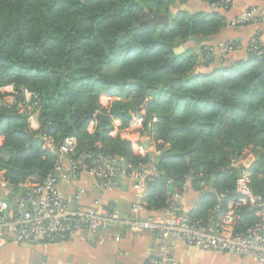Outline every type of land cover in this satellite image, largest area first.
<instances>
[{
	"label": "trees",
	"instance_id": "trees-1",
	"mask_svg": "<svg viewBox=\"0 0 264 264\" xmlns=\"http://www.w3.org/2000/svg\"><path fill=\"white\" fill-rule=\"evenodd\" d=\"M187 1L0 0V89L13 88L12 103H0V172L13 197L24 192L19 184L41 183L53 170L47 139L57 149L74 138L72 158L110 157L129 173L147 168L153 154L135 155L121 137L141 112L140 134L158 153L144 209H166L187 184L198 195L188 215L206 220L218 194L234 197L249 156V186L264 194V46L229 63L210 55L203 44L225 19L181 6L170 14ZM153 14L168 15L169 25L148 24ZM192 40L198 53L184 48ZM23 90L37 101V129L20 112Z\"/></svg>",
	"mask_w": 264,
	"mask_h": 264
},
{
	"label": "built area",
	"instance_id": "built-area-1",
	"mask_svg": "<svg viewBox=\"0 0 264 264\" xmlns=\"http://www.w3.org/2000/svg\"><path fill=\"white\" fill-rule=\"evenodd\" d=\"M231 0H216L210 4L212 11L229 9ZM263 13L257 9H247L234 21V25L261 23ZM263 46L258 33L250 39L246 52L257 51ZM207 50L213 56H226L235 50V45L220 42L207 45ZM260 54V52H257ZM31 109L37 105L34 96L28 102ZM32 114H28L29 122ZM114 127L118 120L113 121ZM31 125V124H30ZM120 126V125H119ZM38 127V125H37ZM37 129V128H36ZM143 112L133 114L132 119L124 129L127 140L131 143L132 152L144 157L148 150L144 141L152 142L145 134ZM132 135L136 139L132 140ZM143 140V142H141ZM45 146L57 155V162L53 170L38 184L23 182L18 187L23 193L14 196L10 202L5 195L10 193L9 182L0 172V247L8 243L39 246L50 241H62L69 236L85 231L94 233L116 227L119 232L114 241L120 240V230L126 228L131 232L153 231L158 235L159 244L153 264H177V260L166 247L169 239L183 242L189 247L202 251H216L230 253L239 257H251L256 264H264V194L256 195L249 186L250 169L254 163L253 156L247 157L240 163L242 173L236 182L234 197L225 199L224 194L216 197L215 215L206 220L191 218L181 208L183 195L188 185L173 193L167 201L168 215L164 218L139 219V212L144 209L146 184L156 174L155 158L158 153L153 150L151 162L147 168L129 173V167H121L115 159L99 157L86 161L89 156L72 158L76 152V140L66 138L57 149L51 139L45 140ZM154 148V147H153ZM68 159V174L77 177L83 172L93 175L98 182V190L110 191L119 178H129L133 181V188L139 194L138 201L131 204L128 215L120 218L112 214L96 199L91 208L71 207L78 203L80 195L73 199L64 197L59 191L58 174L61 172V162ZM252 160L251 164H247Z\"/></svg>",
	"mask_w": 264,
	"mask_h": 264
},
{
	"label": "crops",
	"instance_id": "crops-1",
	"mask_svg": "<svg viewBox=\"0 0 264 264\" xmlns=\"http://www.w3.org/2000/svg\"><path fill=\"white\" fill-rule=\"evenodd\" d=\"M252 8L263 13L260 24H233V21L243 11ZM181 9L188 13L212 11L210 6L201 0H188L185 7L181 6ZM215 12L224 17L225 27L216 36L204 42L203 45H215L220 42L233 43L236 48L225 56L226 63L247 57L246 47L255 33H258L259 41L264 46V0H232L229 9ZM190 44L191 46L186 45L184 47L190 46L198 53L200 50L198 41L192 40ZM8 88L13 91V88L9 86L5 89ZM23 93L24 105L20 110L22 114L26 113L27 109H31L28 104L31 100L30 94L24 90ZM120 124L118 121L115 128L118 129ZM33 127L37 128V126ZM88 130L91 132L92 126ZM122 135L123 138L127 139L124 131L121 133V137ZM131 139H136V136L132 135ZM147 150L153 153V145H150ZM251 163L252 160L247 161V164ZM61 168L62 170L58 174L60 193L70 199L76 195L81 196L79 202H73L71 207L77 205L80 208H91L94 201L99 199L102 207L112 214L124 218L128 215L131 204L139 199V194L133 188V181L129 178H119L110 191L99 192L98 182L90 173L83 172L77 177L68 174L67 158L62 160ZM5 198L7 202L11 201L13 198L11 191L5 195ZM197 202L198 195L188 186L181 202L182 211L189 214L196 207ZM167 215L166 209L158 211L143 209L139 212V219L164 218ZM118 232L116 227L98 230L94 233L82 231L65 240L50 241L39 246L11 242L0 247V264H153L159 244L158 235L155 232H131L124 228L120 230V240L115 242L114 237L117 236ZM166 247L177 260V264H256L251 257H239L216 251H202L175 239L167 240Z\"/></svg>",
	"mask_w": 264,
	"mask_h": 264
},
{
	"label": "rangeland",
	"instance_id": "rangeland-1",
	"mask_svg": "<svg viewBox=\"0 0 264 264\" xmlns=\"http://www.w3.org/2000/svg\"><path fill=\"white\" fill-rule=\"evenodd\" d=\"M188 2V1H187ZM187 2H185L184 4H182V5H179V4H172L171 6H170V14L171 15H174L178 10H179V7L180 6H184L185 7V4L187 3ZM231 2H232V0H231ZM181 10H184V9H181ZM192 13H203V12H192ZM191 13V14H192ZM188 45H190L191 46V44H190V42L188 43ZM190 46H187V47H190ZM181 47H183V46H181ZM184 48H186V47H184ZM184 48H183V51H184ZM193 48V47H192ZM178 49V48H177ZM9 87H11V86H9ZM6 88V87H5ZM5 88H2V89H0V103H2V104H8V103H12V101H13V91H11L10 90V88H8L7 90L5 89ZM25 91V90H24ZM27 92V91H26ZM27 93H29V92H27ZM24 94V93H23ZM30 94V97H31V93H29ZM23 108V105H21V109ZM20 109V110H21ZM33 112H32V111ZM27 112H26V114H27V116H28V114L29 113H31L32 112V116H31V121H30V126H31V128H33V129H36V128H34L33 126H37L36 124V122H37V118H38V113H39V108H37L36 110H33V109H27L26 110ZM90 126H92V128H93V125H90ZM89 126V127H90ZM122 138H123V135H122Z\"/></svg>",
	"mask_w": 264,
	"mask_h": 264
},
{
	"label": "water",
	"instance_id": "water-1",
	"mask_svg": "<svg viewBox=\"0 0 264 264\" xmlns=\"http://www.w3.org/2000/svg\"><path fill=\"white\" fill-rule=\"evenodd\" d=\"M151 26H154L156 24L160 25L161 27L168 26L170 23V19L168 15L165 14H153V16L148 20L147 22ZM176 53H181L183 52V47H179L178 49L175 50ZM144 146L146 149L149 148L150 142L146 141L144 143Z\"/></svg>",
	"mask_w": 264,
	"mask_h": 264
}]
</instances>
